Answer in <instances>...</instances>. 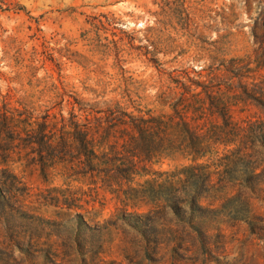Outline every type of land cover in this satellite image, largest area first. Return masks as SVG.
I'll return each mask as SVG.
<instances>
[{"label":"rangeland","instance_id":"obj_1","mask_svg":"<svg viewBox=\"0 0 264 264\" xmlns=\"http://www.w3.org/2000/svg\"><path fill=\"white\" fill-rule=\"evenodd\" d=\"M176 75L189 95L202 88L188 78L219 88L234 122L264 124V0H0V168L15 176L0 185V264H264V163L259 196L233 181L214 191L222 199L200 220L205 246L151 199L153 181L183 178L190 165L221 171L236 142L197 159L167 151L147 164L150 172L109 180L79 172L83 156L53 158L43 171L38 150L9 154L4 116L21 132L20 118L47 109L93 120L126 88L136 108L159 114L156 96ZM213 122L221 120H200ZM239 171L230 168V177ZM141 214L155 217L149 227Z\"/></svg>","mask_w":264,"mask_h":264},{"label":"trees","instance_id":"obj_2","mask_svg":"<svg viewBox=\"0 0 264 264\" xmlns=\"http://www.w3.org/2000/svg\"><path fill=\"white\" fill-rule=\"evenodd\" d=\"M194 72L198 78L202 77L201 71ZM170 80L175 86H167L156 96L161 106L159 114H155L156 110L152 108H136L134 100L125 94L126 88L122 100L105 101L104 108L94 110L99 115H94L93 120L79 122L74 115L70 119L59 118L55 114L51 116L47 109L41 116L27 113L26 119L20 118L18 123L24 125L20 127L21 132L13 117L7 121L4 116L3 126L8 127L9 154L13 151L10 149L16 147L38 150L43 154L40 159L43 171L48 163L55 162L53 158L69 163L83 156L85 166L79 172L103 175L109 180L116 174L130 177L138 172H150L147 164L158 160L167 151H179L197 159L215 150L219 144L227 147L236 142L220 159L221 171L212 172L207 166L190 165L182 170L183 178L168 174L162 181H153L155 187L150 190L155 197L151 199L160 207L159 213L163 217L169 213L175 215L197 233L205 246L208 241L201 238L205 236L207 227L200 220L206 218L205 214L217 210L212 204L222 196L218 199L215 190L233 181V184L237 183L259 196L261 172L258 169L264 163V124L259 121L246 127L234 122L231 103L222 99L220 89L214 90L211 82L188 78L191 85L202 88L201 92L189 95L193 88L185 85L178 75ZM176 89L182 91L177 92ZM202 93L204 97H201ZM165 107L172 112H163ZM209 115L220 119L221 123H210V127L201 124L200 120H207ZM117 150L130 154L125 158ZM235 167L240 170L239 175L230 177V168ZM213 174L218 176L216 181H213ZM14 178L7 169L0 168V185L8 186ZM201 198L211 199L210 207L204 206ZM139 217L150 220L145 224L148 227L155 218L149 214ZM140 232L144 236L145 230Z\"/></svg>","mask_w":264,"mask_h":264}]
</instances>
